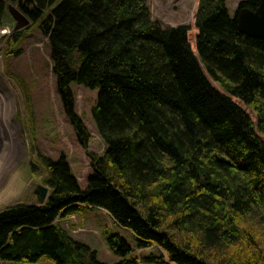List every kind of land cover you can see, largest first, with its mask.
<instances>
[{"label":"trees","instance_id":"trees-1","mask_svg":"<svg viewBox=\"0 0 264 264\" xmlns=\"http://www.w3.org/2000/svg\"><path fill=\"white\" fill-rule=\"evenodd\" d=\"M227 0H198L193 24L163 26L148 0H0L48 38L62 110L79 144L90 132L72 85L96 90L91 109L105 143L87 151L81 187L66 156L43 167V205L0 209V264H109L58 218L82 206L105 211L143 260L162 264H264V40L240 32ZM14 34L10 44L16 43ZM18 51H13L17 53ZM125 260L132 247L105 238Z\"/></svg>","mask_w":264,"mask_h":264},{"label":"rangeland","instance_id":"rangeland-1","mask_svg":"<svg viewBox=\"0 0 264 264\" xmlns=\"http://www.w3.org/2000/svg\"><path fill=\"white\" fill-rule=\"evenodd\" d=\"M240 1L227 0L231 15ZM9 5L15 7L7 4V13L0 23V209L12 204L36 203L34 189L46 173L43 167L31 169L32 161L37 164L41 157L55 160L63 153L80 186L84 187L90 171L87 151L100 155L105 149L91 115L96 90L72 85L75 111L90 132L88 148H84L56 92L48 38L30 19L28 25L13 30ZM197 5L198 0H148L152 18L169 27L193 24ZM16 33L17 41L12 45L10 41ZM81 208L74 216L59 218L57 223L73 238L88 241L100 261L115 264L123 260L105 242L108 233H118L132 247L124 258L130 260L129 264H156L143 260L156 252L154 246L138 248L130 233L114 224L105 211ZM162 264L173 263L166 259Z\"/></svg>","mask_w":264,"mask_h":264},{"label":"water","instance_id":"water-1","mask_svg":"<svg viewBox=\"0 0 264 264\" xmlns=\"http://www.w3.org/2000/svg\"><path fill=\"white\" fill-rule=\"evenodd\" d=\"M254 10L241 9L237 14V24L240 32L254 38L264 40V0H258ZM9 12L14 20L13 30L20 29L29 24V18L16 7L9 5ZM48 187L37 184L34 189L36 201L39 205L45 203L48 196Z\"/></svg>","mask_w":264,"mask_h":264},{"label":"crops","instance_id":"crops-1","mask_svg":"<svg viewBox=\"0 0 264 264\" xmlns=\"http://www.w3.org/2000/svg\"><path fill=\"white\" fill-rule=\"evenodd\" d=\"M74 215H75V214H74ZM79 222L81 223V220H80V219H79ZM76 239H77V238H76ZM78 241L83 242V243L89 245L91 248H93V246H92L88 241H86V240H78Z\"/></svg>","mask_w":264,"mask_h":264},{"label":"bare ground","instance_id":"bare-ground-1","mask_svg":"<svg viewBox=\"0 0 264 264\" xmlns=\"http://www.w3.org/2000/svg\"><path fill=\"white\" fill-rule=\"evenodd\" d=\"M16 141V140H15ZM17 142V141H16ZM13 151V150H12ZM10 157H13V156H10Z\"/></svg>","mask_w":264,"mask_h":264}]
</instances>
